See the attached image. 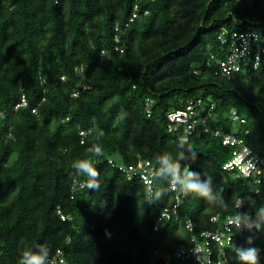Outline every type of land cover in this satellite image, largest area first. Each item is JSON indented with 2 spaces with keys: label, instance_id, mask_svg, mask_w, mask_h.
Instances as JSON below:
<instances>
[{
  "label": "trees",
  "instance_id": "16d2710c",
  "mask_svg": "<svg viewBox=\"0 0 264 264\" xmlns=\"http://www.w3.org/2000/svg\"><path fill=\"white\" fill-rule=\"evenodd\" d=\"M244 31L264 33V0H0V264H198L173 254L185 219L199 234L264 213L214 135L264 155V67L220 68ZM188 100L200 135L167 117ZM138 160L152 194L119 168ZM174 193L178 219L157 224ZM233 244L226 264H264L260 221Z\"/></svg>",
  "mask_w": 264,
  "mask_h": 264
},
{
  "label": "built area",
  "instance_id": "2783aa9c",
  "mask_svg": "<svg viewBox=\"0 0 264 264\" xmlns=\"http://www.w3.org/2000/svg\"><path fill=\"white\" fill-rule=\"evenodd\" d=\"M136 14H133L135 17ZM118 30V27L115 28ZM221 38V35H219ZM222 39V38H221ZM223 41V39H222ZM115 50L122 52L123 48L115 46ZM264 67V33L260 34L256 31L233 32L229 40L228 51L220 61L221 73L230 75L234 71H239L242 68H250L256 70ZM81 70V68H79ZM87 84L82 86V89H88ZM78 90L73 91L72 95L77 96ZM200 104L193 100H188L184 108L176 109L167 114L170 121L180 123L182 128L188 134L196 133L197 126L194 121L191 122V115L194 114V107ZM21 106H27L25 95H22L20 102L15 105V109ZM35 110L32 109V112ZM234 114V112H233ZM205 120L202 119L203 132L210 131L204 125ZM80 134H83L81 131ZM214 135L221 137L222 144L233 146L231 157L223 164V169L231 172L234 177L250 179L252 178L256 184L264 185V155L255 152L251 147L243 145L242 140L229 134H221L219 130L214 131ZM113 163L112 160H109ZM148 160H138L136 164L127 167H121L129 175H139L146 185L149 194H152L153 175L154 172L149 168ZM169 188L172 191L177 190V184L174 180L169 183ZM260 188L255 189V193H259ZM174 201L165 206L157 216V224L164 221L177 220L179 217L178 207L180 204L179 195L174 193ZM240 206V201L237 200L235 207ZM63 218V216H61ZM212 223L221 221V225L215 229H205L199 234L195 231V223L192 219L187 218L184 222V230L189 233L187 243H179L174 251L175 257H194L198 264H222L228 259L227 249L235 250L233 238L237 232L243 233L253 229L255 223L260 221L264 225V213L259 211L255 218H242L236 214H228L222 219L218 213L212 214L209 218ZM157 224L154 229L157 228ZM63 262V251L56 250L54 256L49 259V264H60Z\"/></svg>",
  "mask_w": 264,
  "mask_h": 264
},
{
  "label": "clouds",
  "instance_id": "9594fccd",
  "mask_svg": "<svg viewBox=\"0 0 264 264\" xmlns=\"http://www.w3.org/2000/svg\"><path fill=\"white\" fill-rule=\"evenodd\" d=\"M93 174H95V173H93ZM91 186H92V185H91V184H89V187H91ZM35 264H38V261H36V262H35Z\"/></svg>",
  "mask_w": 264,
  "mask_h": 264
},
{
  "label": "rangeland",
  "instance_id": "374dc122",
  "mask_svg": "<svg viewBox=\"0 0 264 264\" xmlns=\"http://www.w3.org/2000/svg\"><path fill=\"white\" fill-rule=\"evenodd\" d=\"M117 158V157H116ZM262 207H264V203H263V206ZM263 210H264V208H263ZM222 264H226V263H222Z\"/></svg>",
  "mask_w": 264,
  "mask_h": 264
}]
</instances>
